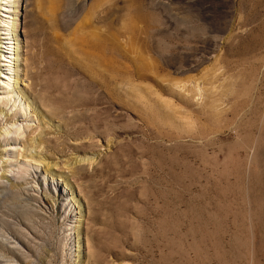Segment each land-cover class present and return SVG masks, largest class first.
Wrapping results in <instances>:
<instances>
[{"label": "rangeland", "instance_id": "374dc122", "mask_svg": "<svg viewBox=\"0 0 264 264\" xmlns=\"http://www.w3.org/2000/svg\"><path fill=\"white\" fill-rule=\"evenodd\" d=\"M13 1L0 264H264V0Z\"/></svg>", "mask_w": 264, "mask_h": 264}, {"label": "bare ground", "instance_id": "6f19581e", "mask_svg": "<svg viewBox=\"0 0 264 264\" xmlns=\"http://www.w3.org/2000/svg\"><path fill=\"white\" fill-rule=\"evenodd\" d=\"M5 1H6L5 2L6 4H4L5 6H3L1 4L2 0H0V5H1L0 6V12H5L6 14H9V15L4 16L3 13H0V89L2 91L4 90L3 92H1L0 103L4 106H8V111L11 112V114H9L8 119L13 120L14 118H16L15 116L18 114L19 110H21L22 113L25 112L24 109L26 106L25 103L23 102L22 98H20V96L15 92V90H12L13 85L14 86L20 85V83H22L21 86L26 88L27 92L29 91V94L32 96V98H34V100H38L41 103V105H43L45 107H48L47 104L50 102V97L47 96V92H48V91H46L47 88H45L44 86H41V84H39V82H38L39 70H37L38 72L36 74H34L33 70H35V68H32V66H31L32 64H31L30 58L28 56H25L23 59V63H24L23 78H25V79H21L20 75L18 74L19 70H20V65H17V64L19 63L18 60L20 59V56H19V53H18L19 50L17 47L18 43H17L16 33H15L16 29H13L14 27L12 26L13 25L12 22H9L8 20L4 21V20H2L1 17H4V18L10 17V13L11 14L12 13H18L19 7H18V2L16 4V2H14V1L13 2H10V0H5ZM109 1L110 0H108V2ZM14 5H15V7H14ZM15 16H17V14H15ZM4 27H5V29H4ZM6 71H7V73H5ZM40 71L44 72L43 69H41ZM58 77H60V76H58ZM60 80H62V79H60ZM25 81H27V82L25 83ZM65 82H66V80H65ZM67 87H68V89L70 88V86H66V88ZM78 87H82L84 89L88 88L87 85H78ZM15 88H16V86H15ZM62 90H63V88H62ZM21 92L22 91H19V93H21ZM48 95H50V93ZM28 98H29V96L27 95V99ZM80 103H81L80 100H78V101L76 100V102L73 100L70 103H68V105L70 108L73 109L77 106H80L81 105ZM55 112L56 111H54V113H52V114L47 112V115L48 116H50V115L55 116V115H57ZM1 113H2V111H0V114ZM19 126L18 125L16 126V122L14 121V123H12L10 126L11 128L10 129L8 128L6 130L4 129L5 131H3V132L6 135H11V134L14 135V134H16V132H18L20 130ZM33 131H34V129H32V131L30 133H32ZM46 131H48V129H46ZM29 140L31 142L30 146H32L34 148L39 147V145L44 143L42 138H40V137L37 139V143H35L34 139H29ZM7 149L12 150V148H7ZM25 157H28L32 160L37 159L36 156H32V155H29V156L26 155ZM41 158H43V157H41ZM41 158H38V159H41ZM80 161H78V162H80Z\"/></svg>", "mask_w": 264, "mask_h": 264}]
</instances>
